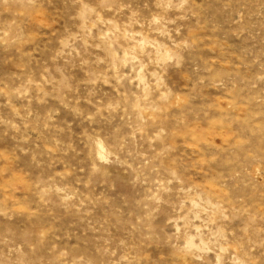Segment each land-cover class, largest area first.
<instances>
[{
    "label": "rangeland",
    "instance_id": "1",
    "mask_svg": "<svg viewBox=\"0 0 264 264\" xmlns=\"http://www.w3.org/2000/svg\"><path fill=\"white\" fill-rule=\"evenodd\" d=\"M0 264H264V0H0Z\"/></svg>",
    "mask_w": 264,
    "mask_h": 264
}]
</instances>
